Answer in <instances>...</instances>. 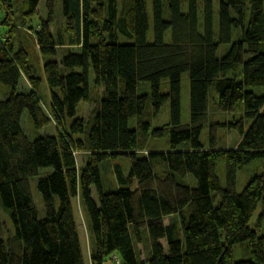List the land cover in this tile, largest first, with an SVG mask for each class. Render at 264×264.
<instances>
[{
	"label": "trees",
	"instance_id": "16d2710c",
	"mask_svg": "<svg viewBox=\"0 0 264 264\" xmlns=\"http://www.w3.org/2000/svg\"><path fill=\"white\" fill-rule=\"evenodd\" d=\"M40 1L24 0L17 12L16 0H0V264H87L75 199L87 213L88 264H264V231L249 227L258 209L264 217V0H62L58 23L55 0H46L34 24ZM81 102L96 104L87 118L76 117ZM25 110L57 134L29 139ZM237 111L232 124L215 120ZM227 125L240 135L231 148L218 146ZM81 152L88 157L78 167ZM108 161L114 187L101 175ZM222 163L253 167L241 191ZM42 168L53 171L37 180L40 217L30 181Z\"/></svg>",
	"mask_w": 264,
	"mask_h": 264
},
{
	"label": "rangeland",
	"instance_id": "374dc122",
	"mask_svg": "<svg viewBox=\"0 0 264 264\" xmlns=\"http://www.w3.org/2000/svg\"><path fill=\"white\" fill-rule=\"evenodd\" d=\"M27 1V0H25ZM46 0H41L38 6V14L36 15L35 18V22L34 24L37 22V20L40 17H46ZM15 10L18 12V10L20 9H24L25 5H24V0H16L15 2ZM55 6H56V12H57V19L56 22H62V17L60 16V14H62L61 10H62V0H55ZM148 14L150 15V18H152V8H151V3L148 6ZM10 18L8 19V23H12V26H15L16 29L20 30L23 34V38L25 39L26 35L29 36V30L22 25V22L17 18L14 17L13 15H9ZM18 16V15H17ZM4 17V13L3 11L0 9V37H6V32L7 29L4 27V23H3V18ZM7 17V16H6ZM5 17V19H6ZM7 20V19H6ZM7 26V25H6ZM9 27V26H7ZM26 34V35H25ZM151 40V37L149 38ZM43 79H44V89L48 90V85L46 83L45 80V76L43 75ZM94 80H95V76L93 71H91L90 73V86L92 89V92H94L97 96H99L101 94V90L95 88L94 85ZM24 84H26L27 86V82L25 81V79L22 81ZM23 83L20 86V90H22L24 87ZM103 87V86H102ZM101 87V89H103ZM4 89L0 88V100H3L5 98L4 95ZM169 87H168V80H163L162 84H161V91L163 93L168 92ZM47 93V91H46ZM42 98V95H41ZM181 98H182V113L184 117H188L190 114V87H189V79L187 76H184L182 79V88H181ZM49 100H44L43 101V107L45 110H49ZM95 102L93 103H86V102H81L78 105L77 108V116L76 117H84L87 118L89 116L90 111L92 110V108L95 106ZM168 112L167 108H164L158 118L155 120L154 122V126H160L163 122H165L166 120V114ZM242 112L241 111H237L234 113H229V114H225V115H216L215 120L217 122H222V123H227V124H232L236 121V119L240 118L242 116ZM212 115V114H210ZM70 121H72L70 119ZM20 125H21V129L23 130V132L29 137V139L31 140H35L37 138L40 137H45V136H55L57 134V129L55 127V125L53 123H50L49 125L42 127V128H37L35 127L29 112L27 110H25L21 116V121H20ZM244 125L247 126L248 122L244 121ZM240 139V135L239 133L235 130V128H233L232 126L227 125L224 128H220V130H218V146L220 147H228L231 148L235 145H237L238 141ZM201 142L203 143V145L208 146L210 143V138H209V127H206L204 129V131L202 132L201 135ZM88 157V153H77L76 154V160H77V165L78 167H82L84 166V163L86 161ZM120 164H122L123 168L127 171L129 168V163L125 160H119L117 161ZM114 165L112 162H104L100 164V168H101V175H102V179L103 182L106 185H111L114 187V185L116 184V175L114 172ZM253 168L252 166H250L248 169L245 168L242 171H239L236 169V167L234 165L228 164V163H222L220 166L221 169V174L223 175V177L227 180V182H235L237 184L238 190L241 191L245 184H246V180H247V170ZM53 171L52 168H42L38 174V176H36L35 178H33L30 181V187H31V193L33 196V200H34V204L37 208L38 214L40 217H42L44 215V207H43V201H42V197L41 194L37 188V180L39 177L45 176L47 174H50ZM263 170H260L259 173H262ZM245 183V184H244ZM94 191V190H93ZM93 198L94 200L97 199V195L94 191L93 193ZM73 209H74V214H75V219L77 222V227H78V232H79V237H80V243L83 249V253L84 256L86 258V263L88 264V260H89V253H90V245H89V237H88V231H87V213L85 211V209L83 207H81V204L79 202L78 199L74 200V204H73ZM261 215V209H258L256 211V213L254 214V217L252 219V221L249 224V227L256 231L257 234L261 235L264 231V217L260 218ZM2 218L4 220V222L7 223L8 226H11L12 222L11 219L7 217L6 213L3 211L2 209ZM140 248H147V244L141 243V245H139ZM242 247H240V245H235L234 248V257L237 260H242L243 258H245V254L241 253ZM166 251H167V247H166Z\"/></svg>",
	"mask_w": 264,
	"mask_h": 264
},
{
	"label": "crops",
	"instance_id": "0c3cea01",
	"mask_svg": "<svg viewBox=\"0 0 264 264\" xmlns=\"http://www.w3.org/2000/svg\"><path fill=\"white\" fill-rule=\"evenodd\" d=\"M106 264H114V262L111 260H108V262Z\"/></svg>",
	"mask_w": 264,
	"mask_h": 264
}]
</instances>
